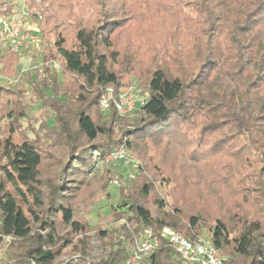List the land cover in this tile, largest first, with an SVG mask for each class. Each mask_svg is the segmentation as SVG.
I'll return each instance as SVG.
<instances>
[{
    "label": "trees",
    "instance_id": "1",
    "mask_svg": "<svg viewBox=\"0 0 264 264\" xmlns=\"http://www.w3.org/2000/svg\"><path fill=\"white\" fill-rule=\"evenodd\" d=\"M19 1L20 7L24 5L31 12L32 20L38 21L34 37L38 36L40 52L32 54L33 63L41 56L27 76L34 101L41 102L43 119L36 140H13V125L11 136L0 138V244L11 237L9 246L16 249L0 264H125L129 248L148 227L159 243L139 264H191L170 245L163 230L172 227L194 240L201 235V218H185L178 208L167 209L163 198H156V211L144 201L154 187V178L165 181L159 168H154L150 181L148 166L142 161L138 174L142 186L137 189L134 183L121 188L118 204L107 215L99 216L104 222L115 216L125 217L122 228L116 232L99 228L93 236L90 228L94 226L76 214L84 198L72 190L81 185H70L64 178L73 171V175L81 176L79 182L86 183L84 176L89 171L98 176L92 169L94 154L103 161L123 145L145 159L135 139L182 135L189 128L196 130L200 119L206 123L202 129L209 136L227 133L219 138H242L243 145L253 153L257 173L251 181L259 191L261 205L253 218L241 221L233 237L227 224L217 220L209 227L210 239L226 256L227 264H264V0H190L195 2L191 7L199 16L189 19L198 42L187 50L194 52L197 73L186 79L181 70L155 69L147 85L139 83L147 100L135 120L131 115H121L115 107L103 111L99 106L108 87L117 97L129 86L112 69L118 55L112 48V36L127 19L117 18L108 10L110 0L91 1L98 15L92 25L79 20L80 13L70 12L73 18L60 14L68 7L66 0ZM16 5L14 0H0V11L12 13ZM66 19L75 26L73 47L65 34ZM20 61V53L0 47V75L16 76ZM69 77L78 82L77 88ZM23 85H0V109L6 107L9 117L26 116L27 106L20 100L26 94ZM40 138L51 139V147L58 154L51 157L54 165L60 166L55 172L60 180L48 193L40 178L43 152L48 150L42 147ZM107 196H111L110 191ZM61 224L68 229L64 235L60 233ZM78 236V242H74ZM68 247L79 255L59 261L62 250Z\"/></svg>",
    "mask_w": 264,
    "mask_h": 264
},
{
    "label": "rangeland",
    "instance_id": "2",
    "mask_svg": "<svg viewBox=\"0 0 264 264\" xmlns=\"http://www.w3.org/2000/svg\"><path fill=\"white\" fill-rule=\"evenodd\" d=\"M14 1L17 4L16 9H19L20 1ZM66 1L68 7L61 9L60 12L65 18H73L70 12L80 13L79 20L84 24L92 25L96 22L98 15L97 10L91 6L92 0ZM191 2L190 0L108 1L107 8L113 12L115 17L127 19V22L117 28L112 36V48L118 53L112 69L119 74L122 83L138 86L140 92L147 96L139 83L147 85L153 71L159 67H169L173 72L181 70L186 79L197 73L199 66L194 65V52L187 50L190 44L198 42L189 19H197L199 16L193 12L191 7V4L195 2ZM36 22L38 26V21ZM66 23L65 34L68 45L73 47L75 26L69 25L67 19ZM27 27L28 44L21 54L17 75L14 77L0 75V85L24 84L22 89L26 94L22 95L20 100L27 106L26 116L23 118L9 117L7 108H1L0 138L2 140L11 136V125L14 126L13 140L22 142L38 139L35 138L36 131L39 130L38 125L43 119L41 102L34 101L31 94V79L27 76L33 73L38 66L37 63L41 56L39 55L33 63L32 54L40 52L38 36L34 37L38 33V28L35 30L30 24ZM69 79L72 86L77 88L78 82H73L75 79L72 80V77ZM2 103L3 101H0V104ZM140 116L141 111L138 110L137 113L131 115V118L135 120ZM200 122L202 123L195 128L196 130L190 128L186 130L190 134L189 137L185 136L187 133L184 132L185 134H177L174 135L175 137L152 136L135 139V144L145 152V159L129 151L139 160L141 166L142 161L148 166L147 178L150 181L153 178L155 167L161 170L165 178L164 182L160 178L158 180L154 178L153 189L147 197H144L146 205L152 211L157 210L156 198H163L167 209L178 208L185 218L192 215L199 216L202 220L201 235L210 238L209 227L213 226L217 220H222L230 229V237H233L236 234L235 230L241 226V221L253 218L260 210L261 205L257 200L259 191L253 187L251 181L257 173V162L254 161L253 153L243 145L242 138H219V136H226L227 133H216L211 137L208 131L202 129L206 123L203 124V119H200ZM200 132L203 135L200 136ZM196 134L198 135L195 136ZM40 143L43 144L42 147L45 150H48V152H43L44 163L40 168V178L44 183L45 192L48 193L52 184H57L60 180L56 176L60 166H55V160L51 157L54 153L58 155L51 147V139L40 138ZM113 152L109 153L103 161L98 159L96 153L94 154L96 159L92 169L98 171V176L92 175L89 171L84 176L86 183L79 182L78 178L81 176L73 175V171L64 178L70 185H81L78 190H72L74 194L77 192V195L84 198L80 201L76 214L79 219L90 222L94 226L90 228L92 236L99 228H105L111 232L122 228L125 217L115 216L108 222H104L99 216L107 215L111 207L118 204L116 197L119 196L121 188L135 183L139 189L143 184L142 178L138 176L139 170L133 180L123 179L120 185L112 183L115 177L125 174L127 169L123 163L110 159L109 156ZM0 163L3 161L0 160ZM109 191L111 196H107ZM91 207L92 212L89 213ZM52 218L58 221L57 217ZM67 232L68 229H64L61 224L60 233L64 235ZM80 237H74V242H78ZM11 240V237H6L1 242L0 262L7 260L10 252H16V249L9 246ZM133 247L134 245L129 250L131 251ZM78 255L72 251L71 247H68L62 250L58 260L65 261Z\"/></svg>",
    "mask_w": 264,
    "mask_h": 264
},
{
    "label": "built area",
    "instance_id": "3",
    "mask_svg": "<svg viewBox=\"0 0 264 264\" xmlns=\"http://www.w3.org/2000/svg\"><path fill=\"white\" fill-rule=\"evenodd\" d=\"M29 19L31 27L37 29V22L32 20L31 12L24 5L13 10L12 13L0 11V47L22 54L28 44L26 31ZM38 19H41V15L38 16ZM54 68L59 71L57 63L54 64ZM146 100L147 96H144L136 85L128 86L120 91L117 97L114 96L112 88L108 87L99 99V106L103 111L115 107L121 115H132L141 109ZM109 157L123 163L127 168L125 174L112 180L114 185H120L123 179L129 181L136 177L141 163L124 145ZM163 232L170 245L189 263L227 264L226 256L218 251L210 238L199 235L191 240L172 227H165ZM158 243V238L154 236L152 228H145L140 234L139 241L127 256L125 264H139L141 260L154 253Z\"/></svg>",
    "mask_w": 264,
    "mask_h": 264
},
{
    "label": "crops",
    "instance_id": "4",
    "mask_svg": "<svg viewBox=\"0 0 264 264\" xmlns=\"http://www.w3.org/2000/svg\"><path fill=\"white\" fill-rule=\"evenodd\" d=\"M31 25V24H30ZM32 28H33V26H32Z\"/></svg>",
    "mask_w": 264,
    "mask_h": 264
}]
</instances>
